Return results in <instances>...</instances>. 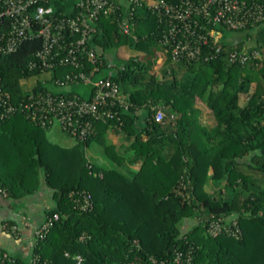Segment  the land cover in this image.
<instances>
[{
	"label": "trees",
	"instance_id": "16d2710c",
	"mask_svg": "<svg viewBox=\"0 0 264 264\" xmlns=\"http://www.w3.org/2000/svg\"><path fill=\"white\" fill-rule=\"evenodd\" d=\"M77 1L44 3L56 14L75 15ZM114 1L119 7L98 15L89 44L100 58L93 75L111 76L125 94L127 104L116 106L120 118L97 120L96 132L77 137L76 146L52 140L49 127L24 111L0 118V190L12 198L31 195L43 183L54 190L43 220L55 212L59 217L37 235L31 264H176L180 250L183 258L191 251L192 264H264V21L240 29L215 25L223 35L203 48L214 56L175 60L161 42L166 25L157 13L142 5L130 14ZM126 19L132 32L120 26ZM227 30L246 31L254 42L232 40ZM219 44L223 50L216 52ZM40 45L41 39L27 38L0 54L2 83L14 100L26 92L23 80L39 71L30 61ZM122 45L132 54L122 57ZM243 46L260 55L231 61L229 48ZM70 68H54L52 78ZM50 74L43 76L49 81ZM38 85L46 87L41 80ZM82 86L58 91L84 96ZM158 108L162 120L155 117ZM206 108L214 123L204 119ZM110 125L125 140L122 146L107 139ZM98 139L117 166L89 159L85 144ZM211 179L207 189L203 184ZM88 193L91 208L82 207ZM190 217L196 221L181 228ZM219 217L236 219L242 234L210 233ZM10 254L12 264H30Z\"/></svg>",
	"mask_w": 264,
	"mask_h": 264
},
{
	"label": "built area",
	"instance_id": "2783aa9c",
	"mask_svg": "<svg viewBox=\"0 0 264 264\" xmlns=\"http://www.w3.org/2000/svg\"><path fill=\"white\" fill-rule=\"evenodd\" d=\"M130 14L138 6L145 5L157 13L166 27L161 42L171 50L173 59H208L216 53L205 52V45L212 38L218 40L223 32L214 27L221 24L228 28L240 29L249 24L264 21V2L261 0H120ZM46 0H0V54L16 50L27 38L41 39L30 66L39 69L27 84L26 92L20 100H14L10 91L2 83L0 74V118L13 112L24 111L26 116L42 127H51L58 121L68 133L87 139L96 132V122L101 119L120 118L117 105L127 104L125 94L119 83L111 76L95 77L100 58L89 44L95 31L94 22L100 13L115 11L119 4L114 0H78L75 15H60L54 12ZM121 28L132 32V23L122 20ZM223 50L222 45L215 47L216 52ZM231 61L245 62L251 56L260 55V50L243 46L229 48ZM88 62L94 66L88 67ZM69 66L63 77L53 76V69ZM50 71L49 81L43 74ZM33 79V81H32ZM41 80L46 87H39ZM51 82V83H50ZM83 85L84 96L79 93H60L58 89L70 90L72 85ZM92 93L88 97V86ZM157 120H162L164 112L158 108ZM0 192H2L0 190ZM6 194L5 192H2ZM82 207H93L92 195L85 194ZM59 214L43 220L37 228V235H43ZM219 217L210 223V233L228 230L240 236L242 230L236 219ZM7 230L18 232L16 224L2 223ZM68 253V252H67ZM183 251H177L176 264H192L191 251L185 258ZM78 261L83 256L77 255ZM14 258L0 245V264H12ZM33 264H35L33 262Z\"/></svg>",
	"mask_w": 264,
	"mask_h": 264
},
{
	"label": "crops",
	"instance_id": "0c3cea01",
	"mask_svg": "<svg viewBox=\"0 0 264 264\" xmlns=\"http://www.w3.org/2000/svg\"><path fill=\"white\" fill-rule=\"evenodd\" d=\"M231 39L236 40V38L232 37ZM253 42L254 38L249 35L245 44L251 45ZM125 46L122 45L120 50ZM133 53H137V51ZM207 110L210 111L208 108ZM208 113L207 115L205 112L204 119L214 123V115L212 112ZM106 136L109 141L119 142L120 144L121 141L125 142V140H122L121 134L111 125L107 129ZM53 192L54 190L45 183L35 193L20 198L8 197L0 192V245L9 253L29 258L30 264L32 262L33 245L37 237V228L45 218V209L54 203ZM5 221H11V224H16L19 231L13 232L5 229L2 226Z\"/></svg>",
	"mask_w": 264,
	"mask_h": 264
},
{
	"label": "rangeland",
	"instance_id": "374dc122",
	"mask_svg": "<svg viewBox=\"0 0 264 264\" xmlns=\"http://www.w3.org/2000/svg\"><path fill=\"white\" fill-rule=\"evenodd\" d=\"M225 35H228V37H232V38H236V39H246L247 40V32L246 31H232V30H227L224 32ZM119 54L122 57H128L129 55L132 54V51L127 48L126 46L123 47ZM162 61V57L160 56L158 58L156 67L161 63ZM33 81V79H32ZM30 82V80L26 81V84L24 82V86H27V84ZM247 95L246 94H242L241 95V101L244 103L246 102L247 99ZM205 112L207 113V115L209 114L207 110V108L205 109ZM48 136L56 141L59 142L63 145H69V146H76L79 145V140L76 136L68 133L67 131H65L60 123L58 121H55L54 124L50 127V129H48L47 131ZM85 149H86V153L87 156L89 157L90 160H92L93 162L100 164L102 166H117L118 163H116L115 161H113L105 152L104 149V145L102 143L101 140H92L89 144H85ZM214 182L212 179L210 180V182L207 184H203L207 189H211L212 188V183ZM196 220L194 218H185L181 221V228H186L189 225H192ZM28 262H30L29 258H26Z\"/></svg>",
	"mask_w": 264,
	"mask_h": 264
}]
</instances>
